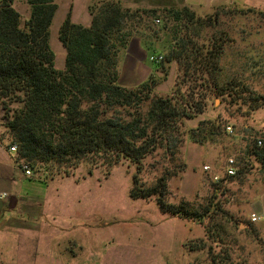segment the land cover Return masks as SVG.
Here are the masks:
<instances>
[{
    "label": "rangeland",
    "instance_id": "374dc122",
    "mask_svg": "<svg viewBox=\"0 0 264 264\" xmlns=\"http://www.w3.org/2000/svg\"><path fill=\"white\" fill-rule=\"evenodd\" d=\"M103 1L55 0L58 9L49 37L58 70L64 68L65 59L58 30L69 12L71 17V7L75 8L71 21L89 26L90 7L95 8ZM118 1L133 11H154L155 16L140 12L141 21L133 20L137 31L128 47V80L127 66L122 67L123 55L119 65L120 85L133 87L151 78L157 82L153 94L158 96L170 95L177 87L182 92L192 87L200 93L203 88L200 84L208 74L205 70L192 74L189 67L194 57L189 51L195 49L191 45L205 52L219 42L223 49L214 81L222 88H228L229 82L238 84V89L243 85L249 93H240L238 97L229 89L223 95L206 92L204 112L186 119L182 130L194 129L208 120L221 124L223 129L231 125L233 135L222 129L214 141L202 145L189 140L180 146L165 142L141 161L138 173L128 161L108 166L103 160L91 158L81 160L74 168L51 165L42 172L34 167L38 173L32 172L45 184L38 186H48L46 192L67 227L56 220L48 221L46 229H42L45 241L32 243L25 255L31 252L30 257L36 256V264H211L207 251L200 249V242L205 241L213 256L229 254L228 264H264V250L259 251L251 233L239 228L235 183L221 182V188L215 192L211 179L212 174L223 177L228 158L237 162L239 135L247 134L250 128L244 126L264 113V5L258 0H245L253 7L208 6L205 0H199L201 5L198 0ZM13 7L25 23L29 5L25 0H14ZM183 7L193 13L194 19L183 15L180 22H174L169 11ZM157 18L159 23L155 24L153 20ZM176 28L180 36L187 37L185 41H190L188 52L169 62L171 50H177L172 36ZM151 55L162 56L163 60L159 64L150 63ZM185 72H189L187 77ZM248 95L259 99L255 109L247 100ZM134 174L142 188L154 186L159 178L168 176L165 202L182 205L192 219L162 213L155 198L132 199Z\"/></svg>",
    "mask_w": 264,
    "mask_h": 264
},
{
    "label": "trees",
    "instance_id": "16d2710c",
    "mask_svg": "<svg viewBox=\"0 0 264 264\" xmlns=\"http://www.w3.org/2000/svg\"><path fill=\"white\" fill-rule=\"evenodd\" d=\"M13 1L0 0V107L11 142L17 145L19 160L28 163L35 173L46 172L51 165L74 168L88 158L103 160L108 166L128 161L138 173L141 161L165 142L180 146L189 140L202 145L220 135L221 124L208 120L194 129L182 130L186 119L204 112L206 92L223 95L229 89L238 97L249 93L243 85L238 89V84L229 82L228 88H222L214 81L223 49L219 42L205 52L191 45L195 49L189 51L194 57L189 67L192 74H202L204 70L208 74L200 84V93L192 87L184 92L177 87L170 95L158 96L153 94L157 82L151 78L133 87L120 85L121 58L136 37L133 20L141 21L140 12L155 16L154 11L125 8L118 0L91 6L89 26L74 24L70 12L67 14L57 35L65 50L64 68L58 70L49 37L58 9L55 0H25L30 7L25 23ZM169 13L174 22H180L183 15L194 19L187 7ZM172 36L177 50H171L169 62L186 55L190 42L179 35L177 28ZM199 77L204 79L203 75ZM247 100L253 109L259 106L258 98L248 95ZM253 153L262 158L264 148L257 147ZM64 173L69 175L67 170ZM132 180V199L155 198L162 213L192 219L182 205L165 202L168 176L149 188L140 186L136 174ZM221 182L215 183V192ZM200 243L211 264L229 263V254L213 256L212 248H206L205 241ZM191 250L195 248L191 246Z\"/></svg>",
    "mask_w": 264,
    "mask_h": 264
},
{
    "label": "crops",
    "instance_id": "0c3cea01",
    "mask_svg": "<svg viewBox=\"0 0 264 264\" xmlns=\"http://www.w3.org/2000/svg\"><path fill=\"white\" fill-rule=\"evenodd\" d=\"M259 1L264 5V0ZM204 2L208 6L224 4L234 7H253L245 0H205ZM201 3L199 1L198 5ZM74 14L75 8L72 6V19ZM122 59V67L127 66L125 73L128 80V48ZM253 118L252 124L244 126L250 128L247 134L243 132L239 135L236 176L232 178L223 176L222 181L228 185L235 183L239 228L244 227L245 231L251 233L253 243L258 244L259 251H262L264 250V154L262 158H258L253 152L257 147L264 148V113ZM4 124V111L0 107V264H36L34 261L36 256L32 253L33 257H30L31 252L26 255L25 252L30 250L32 243L45 241L46 236L42 229H46L47 222L56 220L60 226L64 224L66 227L67 224L63 223L59 212L54 209L51 197L45 189L48 186L40 188L45 185L42 179L40 180L34 172L31 177H27L20 169L21 161L17 152L10 150L12 142ZM258 142L261 143L260 146ZM4 195L6 196L1 197ZM252 214L258 217L257 221H251ZM48 237L51 238L50 235Z\"/></svg>",
    "mask_w": 264,
    "mask_h": 264
},
{
    "label": "built area",
    "instance_id": "2783aa9c",
    "mask_svg": "<svg viewBox=\"0 0 264 264\" xmlns=\"http://www.w3.org/2000/svg\"><path fill=\"white\" fill-rule=\"evenodd\" d=\"M154 23L158 24L159 20L156 19L154 21ZM148 60H149L150 63L159 64L163 60V57L162 56H152L151 55V56H148ZM225 131H226L227 134L233 135V127L231 125H226L225 126ZM258 145L260 146L261 143L258 142ZM10 150L12 152H17V145L16 144H12V146L10 147ZM19 167L22 170V172L25 174V176L31 177L33 175L32 169L28 165V163L21 161ZM204 169L207 170V171H210L209 167H205ZM236 173H237V166H236L235 160L233 158H228L226 163H225V166L223 168V176H225L227 178H232V177L236 176ZM211 179H212V181L214 183H219L220 180H222L221 176L218 175V174H212L211 175ZM5 196L6 195L1 196V197H5ZM257 220H258V217L255 214H252L251 215V221L255 222Z\"/></svg>",
    "mask_w": 264,
    "mask_h": 264
}]
</instances>
